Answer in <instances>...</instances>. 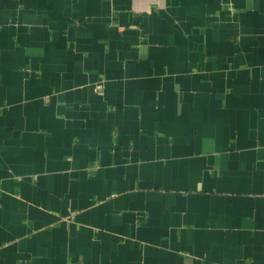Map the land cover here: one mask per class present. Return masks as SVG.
I'll return each mask as SVG.
<instances>
[{
  "label": "crops",
  "instance_id": "0c3cea01",
  "mask_svg": "<svg viewBox=\"0 0 264 264\" xmlns=\"http://www.w3.org/2000/svg\"><path fill=\"white\" fill-rule=\"evenodd\" d=\"M0 264H264V0H0Z\"/></svg>",
  "mask_w": 264,
  "mask_h": 264
},
{
  "label": "built area",
  "instance_id": "2783aa9c",
  "mask_svg": "<svg viewBox=\"0 0 264 264\" xmlns=\"http://www.w3.org/2000/svg\"><path fill=\"white\" fill-rule=\"evenodd\" d=\"M98 90V88H96V91Z\"/></svg>",
  "mask_w": 264,
  "mask_h": 264
}]
</instances>
